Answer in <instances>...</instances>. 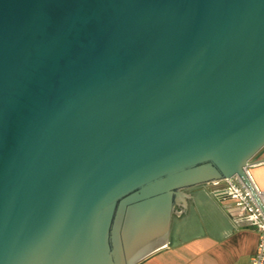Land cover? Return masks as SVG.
Returning a JSON list of instances; mask_svg holds the SVG:
<instances>
[{
  "label": "water",
  "instance_id": "water-1",
  "mask_svg": "<svg viewBox=\"0 0 264 264\" xmlns=\"http://www.w3.org/2000/svg\"><path fill=\"white\" fill-rule=\"evenodd\" d=\"M263 156L264 0H0V264H137Z\"/></svg>",
  "mask_w": 264,
  "mask_h": 264
},
{
  "label": "crops",
  "instance_id": "crops-1",
  "mask_svg": "<svg viewBox=\"0 0 264 264\" xmlns=\"http://www.w3.org/2000/svg\"><path fill=\"white\" fill-rule=\"evenodd\" d=\"M250 174L264 190V162ZM239 214L232 202H217L205 185L183 190L171 211L166 244L137 264H249L258 234L245 228Z\"/></svg>",
  "mask_w": 264,
  "mask_h": 264
},
{
  "label": "built area",
  "instance_id": "built-area-1",
  "mask_svg": "<svg viewBox=\"0 0 264 264\" xmlns=\"http://www.w3.org/2000/svg\"><path fill=\"white\" fill-rule=\"evenodd\" d=\"M255 165L257 164L249 162L243 168L247 183L235 175L229 179L206 183L205 187L217 202H232L240 217L255 227L258 243L249 264H264V190H261L251 177L250 170Z\"/></svg>",
  "mask_w": 264,
  "mask_h": 264
},
{
  "label": "flooded vegetation",
  "instance_id": "flooded-vegetation-1",
  "mask_svg": "<svg viewBox=\"0 0 264 264\" xmlns=\"http://www.w3.org/2000/svg\"><path fill=\"white\" fill-rule=\"evenodd\" d=\"M188 188H191V187H188ZM188 188H185L183 190H186ZM115 219H116V214L114 216V222H115ZM114 222L112 224V228L110 229V234H109V246H110V249L111 251L113 250L114 246H113V227H114ZM122 227V225L120 226ZM119 237H120V243H121V246H123V243H122V239H121V229L119 231ZM123 259H124V264H128V260H127V256L125 254V251L123 250Z\"/></svg>",
  "mask_w": 264,
  "mask_h": 264
}]
</instances>
